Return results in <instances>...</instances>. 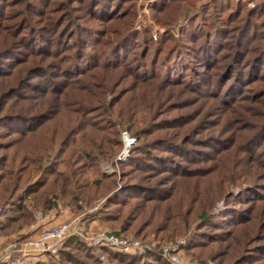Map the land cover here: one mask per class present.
I'll list each match as a JSON object with an SVG mask.
<instances>
[{
	"label": "trees",
	"instance_id": "obj_1",
	"mask_svg": "<svg viewBox=\"0 0 264 264\" xmlns=\"http://www.w3.org/2000/svg\"><path fill=\"white\" fill-rule=\"evenodd\" d=\"M21 1L0 0V35L6 32L4 45L0 47V76L10 75L9 72H5L7 70L5 68L11 64L22 67L17 85L3 92L0 96L1 101L13 95L28 97L27 89L31 92L33 90L34 94L40 93L41 96L53 93L59 100L72 86H76L79 82L81 84L83 79L92 78L96 69L105 72L126 69V72L141 84L153 86L156 89L153 92L157 94L165 89L182 87L197 96L222 95L224 99L241 96L248 87H251L249 85L264 78V0L256 2L251 9L246 8L244 3L239 1L209 0L200 6L197 14L188 18L180 28L178 38H172L169 32H165L158 33L155 41L147 28H143L141 32L131 28L135 18L134 5L138 0H58L57 6L60 7L55 11H53L55 7L52 6L54 0H24L23 6L17 8V4ZM194 2L195 0H154L149 4V11L157 24L169 27L179 7L183 3L191 5ZM26 11L32 14L26 17ZM43 16L46 17L42 18ZM46 59L47 63L44 66L42 60ZM28 63L29 65H25ZM100 85L99 95L91 99L96 101L89 106H80L79 110H74V113L80 117L81 122H86L83 126H89L97 132L110 133L108 129L111 127L103 124L100 126L96 121L89 122L87 118L92 111H98L99 117H103L111 103L115 104L118 100V94L114 93L111 102H106L105 94L110 92V89L108 90L105 79ZM263 92L264 89L260 87L251 90L252 96H261ZM160 104L154 107L158 108ZM45 110L34 113L27 111L0 114V125H6L7 133L16 135L20 141L35 134L37 129L50 119L54 111ZM1 111L3 110L0 108V113ZM133 114L131 110L130 117H133ZM163 120L161 124L159 120L147 122L145 126L130 132L137 138L136 144L130 149L126 163L130 169L139 170L149 166L154 169L151 174L163 173L171 182H176L180 177L183 179L191 173L188 161H193L197 155L209 156L210 152L207 149L220 147L219 142L222 144L224 141L213 136V133L202 134L203 136L198 140L199 146L196 148L187 146L189 142L193 144L192 134L184 135L185 140L184 137L177 141L167 138L156 139L159 140L157 142L144 140L145 135L155 133L169 125L176 126L173 123L178 126L182 123L181 120L173 122L171 118L165 121V124L171 123L165 125ZM18 123L26 125L22 126ZM79 126L80 124H74L69 127L55 153L56 160L45 163L44 173L47 178L44 182L41 180V182L25 184L24 194H18L17 191L21 187L19 185L21 177L18 178V175L10 185L8 194H0V204L6 205L0 214V233L17 231L33 218L32 211L25 205L26 194L33 198L45 195L42 207L50 209L51 205H54L53 197L58 193L59 197L69 195L71 201L81 200L90 205L95 196L109 190L110 184L114 183L115 173L102 174L101 178L94 180L90 179L89 173L91 170L95 171L100 157L107 159L111 157V149L95 148L92 152L93 148L86 150L79 142L75 144L77 141L75 133L79 132ZM200 133L201 130L198 134ZM263 136L264 122L259 123L253 133L241 142L244 153L255 157L258 144L263 143L256 140ZM81 137L85 139L86 134L83 133ZM107 137L103 135L98 141L99 144L104 143ZM87 138L95 144L93 138ZM213 141L218 145H214ZM116 145L121 147V142ZM156 150H162L167 154L163 157L159 156ZM23 152L21 148H16L14 156L17 157ZM84 153H88V157ZM7 154L0 152V188L4 183V173H6L4 171L10 159L6 157ZM58 156L62 158L58 159ZM57 160L65 165L64 169L55 171ZM120 172L119 185L106 197L100 208L89 213V217H97L107 222L113 217H121L120 208L132 200H138L136 203L139 207L151 201H156L159 205L173 193L172 191L166 193V190L158 184H146L138 178L127 180V173ZM252 187L251 190L242 187L245 192L241 191L237 200L234 195H228L224 205L230 207V211H222L219 216L202 212L199 215L197 230L189 236L183 246L194 251L211 243L213 238L219 237L224 232L225 223H241L243 213L238 205L243 201L248 202L246 198L262 195L259 188L255 185ZM134 213L130 209L124 217L122 216V228L135 221ZM217 217L220 218L219 221H215ZM150 223L151 220L143 218L139 227L148 226ZM211 228L220 232H212ZM25 236V234L20 235V237ZM226 239L229 238H223ZM255 250L264 253V244L257 245ZM100 251L109 264H170L158 252H149L140 256L115 253L103 247ZM56 257L50 256L47 262L38 264H101L96 249L86 245L77 234H71L66 238ZM145 257L151 258L152 261L144 260ZM248 257L252 256L244 255V258ZM250 261L246 262L251 263Z\"/></svg>",
	"mask_w": 264,
	"mask_h": 264
},
{
	"label": "rangeland",
	"instance_id": "obj_2",
	"mask_svg": "<svg viewBox=\"0 0 264 264\" xmlns=\"http://www.w3.org/2000/svg\"><path fill=\"white\" fill-rule=\"evenodd\" d=\"M152 1L154 0H138L135 2V18L131 28L139 32L143 28H147L155 41L158 33L165 32H169L172 38H178L180 28L186 23L188 18L197 14L200 6L209 0H195L191 5L187 3L180 4L181 6L178 8L177 14L169 27H163L157 24L152 18L149 11V4ZM234 1L242 2L246 8L251 9L260 0ZM23 4L24 0L17 4V8L22 7ZM57 4L58 0H54L52 6L55 8H53V11L57 7H60ZM25 14L26 17H29L32 13L26 11ZM49 17L53 18L51 15ZM4 34L1 33L0 35V47L4 45ZM42 62L46 66L47 59L42 60ZM25 65H29V63ZM21 68V66L16 67L13 64L5 68L7 69L5 72H9L8 74L10 75L4 74L0 76V96L8 88L17 85L18 78L22 73ZM51 71H54V69H51ZM62 78L60 77V79ZM103 78L105 79L108 90L110 89V92L108 91L105 94V101L108 103L111 102V96L114 93L118 94V100L115 104L111 103L108 111H105L107 114L104 113L103 117H99L98 111H92L89 115L87 114V118L89 122L96 121L100 126L103 124L111 127V129H108L110 133L97 132L90 129L89 126H83L86 122H81L80 117L74 113V110H79L80 106H89V104L96 101V99H91L99 95L101 90L100 84L104 80ZM249 86L251 87H248L244 94L241 96L238 95L236 98L227 97L224 99L222 95L219 97L212 95H206L204 97L197 96L182 87L165 89L163 92H158L159 95L153 92L155 89L153 86L141 84L140 81L130 76L126 72V69L108 72L96 69L93 71L92 78L83 79L81 84L79 82L76 86H72L59 100L57 99L58 96L53 93L41 96L40 93L34 94V91L32 90V93L29 89H27L29 91L27 93L29 95L28 97H25V95L22 97L13 95L8 98L7 96L2 101L0 100V108L3 110L0 114L9 112L22 113L27 111L34 113L41 112L45 109V111L53 110L54 112L51 113L50 119L42 127L37 129L35 134L20 141V138H17L16 135H9L7 133L6 125H0V152L8 153L6 157H9V161L11 162L9 163L8 161L6 165V170L4 171L6 172L4 173L5 180L0 188V194H8L10 185L18 175V178L21 177L19 179V185L21 187L17 191L18 194H24V186L27 184L37 181L41 182V180L44 182L47 178L44 173L45 163L56 160L57 156L55 153L63 136L68 132L71 125L80 124L79 132L75 133V140H77L75 144L79 142L86 150L93 148L92 152H94L95 148L111 149L110 152H112L111 157L108 159L103 157L98 159V166L95 171L91 170L89 173L90 179H99L102 177V174L115 173L114 183L112 185L110 184V188L106 192L102 190L104 194L95 196V199L90 205L84 201L74 199L72 201L76 202L75 205L74 202L69 200V195L59 197L60 194L58 193L57 196L53 197L54 205H51L50 209H45L42 207L45 195L33 198L29 194H26L25 205L33 214V218L27 224L28 227L31 224L37 223L44 226L46 223L42 224V222H48L52 216L54 218L66 216L64 221L78 223V220H80L83 222L84 230L85 232L90 231L89 234H95L100 231L112 232L128 239L140 240L148 246L145 254L158 252L162 255V248L169 247V251L172 254L192 263L264 264V253L255 250L257 245L264 244V140H262L264 136L256 140V142L263 141V143L258 144V151H256L255 157H251L250 154H245L242 149L243 145H241V142L249 134L253 133L257 125L264 122V94L261 96H252L251 94L253 88L260 87L264 89V78ZM88 90L90 91L88 92ZM158 104H160L158 108L154 107ZM130 109L134 113L133 117L129 115ZM151 117L154 120H149ZM164 118L167 120H163ZM171 118H173V122L181 120L183 124L180 123L179 126L176 123H173L176 126L169 125L171 122L165 124V121ZM157 120L160 121V124L163 120V124L169 125V127L145 135L144 140L157 142L159 140L156 139L167 138L171 141H177L183 137L185 140L186 135L192 134L194 138L193 144L189 142L187 146H189L188 148L190 146L196 148L199 146L200 141L198 140L203 136L202 134L213 133V136L222 138L224 141L222 144L219 142L220 147L215 146V148L211 147V150H209L210 148L207 149L210 152L209 156L198 157L197 155L193 161H188L190 163L189 168H191V173L183 179H180L182 178L180 177L177 181L175 180L176 182L172 181L174 183L169 180L170 178L165 177L163 173L158 174L154 172L151 174V171L154 169L149 166L139 170L130 169L126 164L128 163L130 150L124 160L117 159L122 149V144L121 147L116 145V143L119 144V141L121 142V132L123 130H127L129 133L134 132L136 128L145 126V123H152V121ZM77 121L78 123H76ZM18 124L22 126L26 125L25 123ZM191 130H193L192 133ZM199 130H201L200 134H198ZM83 133L86 134L85 139L82 138L83 136L81 137ZM196 134L198 136H195ZM103 135L108 137L104 143L99 144L98 141ZM87 137L93 138L96 141L95 144ZM80 138L81 141H79ZM134 138L135 142L132 147L137 142V138ZM115 139L117 140L116 142L114 141ZM213 144L218 145L215 141H213ZM9 146L12 147L9 149ZM76 146L78 148V145ZM16 148H21L24 151L22 154L17 155V157L14 156V150ZM156 153L162 157L167 154L162 150H156ZM84 154L88 157V153ZM60 158L62 157L58 156V159ZM154 163L156 164L157 162ZM64 167L65 165L60 164V160L55 162V171H60ZM119 171L127 173V180L138 178L146 184H158V186L166 190V193L168 191L169 193L170 191L173 193L159 205H157L156 201H151L145 206L139 207L136 203L138 200H132L120 208L122 212L121 217H113V219H109L107 222L97 217H89V213L100 208L106 197L121 182V179L118 177ZM252 185L259 188L262 195L246 198L245 200H249L248 202L243 201L238 205V208L242 209L243 213L241 223H225L224 232L219 237L213 238L211 243L198 247L194 251L188 250L183 246L186 244L189 236L197 230L200 221L199 215L202 212L219 216L222 211H230L231 208L224 205V200L227 199L228 195H234L235 200H237L241 191H244L242 187H245V190H251L253 189ZM0 207L2 208L0 211L1 214L3 209L6 208V205L0 204ZM130 209L135 212L134 216L136 219L128 226L122 228V218ZM143 218L151 220L150 225L139 227L140 220ZM219 219L217 217L215 221H219ZM155 227L158 228L156 229ZM211 231L218 232L219 230L211 228ZM225 237L229 239L223 240ZM175 246L176 249L171 250ZM91 247L96 249L98 257L100 253L104 256L99 247ZM108 250L118 253V251ZM248 254L252 257L244 258V255ZM50 256L57 258V255ZM50 256L49 254L37 255V257L25 264L47 262ZM143 259L149 262L152 261L151 258L149 259L147 257ZM100 260L101 264H109L105 256L104 259ZM247 260H251L252 262H246ZM168 262L170 263L169 260Z\"/></svg>",
	"mask_w": 264,
	"mask_h": 264
},
{
	"label": "built area",
	"instance_id": "obj_3",
	"mask_svg": "<svg viewBox=\"0 0 264 264\" xmlns=\"http://www.w3.org/2000/svg\"><path fill=\"white\" fill-rule=\"evenodd\" d=\"M134 142V136L127 130L121 132L122 149L117 156L118 160L126 158ZM83 224L80 220H78V223L62 221L50 226H41L39 223L31 224L25 237L19 236L0 250V264H25L37 255L49 254L56 256L66 238L71 234L79 235L88 246L106 247L130 255H142L148 250V246L140 240L128 239L112 232L100 231L89 234L90 231L85 232ZM169 249V247H163L162 255L171 264H202L185 261L172 254ZM175 249L176 246L172 247L171 250ZM99 258L104 259V256L100 253Z\"/></svg>",
	"mask_w": 264,
	"mask_h": 264
},
{
	"label": "crops",
	"instance_id": "obj_4",
	"mask_svg": "<svg viewBox=\"0 0 264 264\" xmlns=\"http://www.w3.org/2000/svg\"><path fill=\"white\" fill-rule=\"evenodd\" d=\"M66 219V216L63 217V216H59L58 218H54L53 216L47 221H44L42 222V224L46 223V225L44 226H50L52 224H56V223H59V222H62ZM28 225L20 228L19 230L17 231H13L9 234H3V233H0V250L6 246L7 244H9L10 242L14 241L15 239H17L20 235H26L28 234Z\"/></svg>",
	"mask_w": 264,
	"mask_h": 264
}]
</instances>
